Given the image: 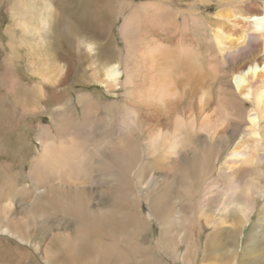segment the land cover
Here are the masks:
<instances>
[{"label":"bare ground","instance_id":"6f19581e","mask_svg":"<svg viewBox=\"0 0 264 264\" xmlns=\"http://www.w3.org/2000/svg\"><path fill=\"white\" fill-rule=\"evenodd\" d=\"M258 1L13 0L0 264H264Z\"/></svg>","mask_w":264,"mask_h":264},{"label":"rangeland","instance_id":"374dc122","mask_svg":"<svg viewBox=\"0 0 264 264\" xmlns=\"http://www.w3.org/2000/svg\"><path fill=\"white\" fill-rule=\"evenodd\" d=\"M26 1H31L30 5L33 7L34 4V0H24V2ZM69 1H73V0H61V4H60V8H61V12H60V19H61V27H60V32L63 34L64 36H67L69 34L68 30V24L70 23V21L72 20V12L73 11H69L67 8L69 7L70 3ZM135 2H138V0H133ZM172 3H177V4H182L183 8H187V9H198V10H204V9H209V10H213L214 7L216 5H218L217 0H170ZM244 3L249 2V0H243ZM254 1H258V0H254ZM263 0H260L258 2H262ZM263 3V2H262ZM13 5V0H0V38L3 39L4 41L7 38V35L4 34V28L7 27L8 23L10 22V13H9V6ZM68 5V6H67ZM211 5V6H210ZM181 8V7H180ZM67 18V19H66ZM71 19V20H70ZM63 27V28H62ZM64 39V38H63ZM3 51V49H2ZM0 51V62L2 61V58L5 57V55L7 54L6 49L2 52ZM2 69V68H1ZM2 71V70H1ZM3 74V72H2ZM0 82H2V80H0ZM145 209V208H144ZM259 220V219H258ZM230 224H227V226ZM154 232L157 230L156 226L152 225ZM204 240V239H203ZM241 240L240 239L239 243L241 244ZM184 245L185 242H182L179 244V249L178 251L181 252L184 250ZM240 251V249H239ZM183 257V253L177 257V259H175V261H168L167 264H183L182 261H180ZM167 259V258H165ZM206 262L208 264L211 263H215V264H221L220 261H214V260H210L207 259Z\"/></svg>","mask_w":264,"mask_h":264}]
</instances>
